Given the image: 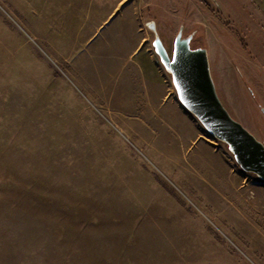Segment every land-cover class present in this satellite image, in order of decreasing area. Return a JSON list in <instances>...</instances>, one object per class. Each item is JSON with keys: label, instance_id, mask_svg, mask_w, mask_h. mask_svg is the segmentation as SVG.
Returning <instances> with one entry per match:
<instances>
[{"label": "rangeland", "instance_id": "374dc122", "mask_svg": "<svg viewBox=\"0 0 264 264\" xmlns=\"http://www.w3.org/2000/svg\"><path fill=\"white\" fill-rule=\"evenodd\" d=\"M148 18L170 54L194 33L223 106L264 141V0H0V264H264V181L216 139L240 188L190 149L195 131L163 122L171 99L133 73L154 61L176 96ZM120 30L146 55L121 51Z\"/></svg>", "mask_w": 264, "mask_h": 264}, {"label": "water", "instance_id": "95a60500", "mask_svg": "<svg viewBox=\"0 0 264 264\" xmlns=\"http://www.w3.org/2000/svg\"><path fill=\"white\" fill-rule=\"evenodd\" d=\"M145 25L153 33V49L171 77L179 103L213 139L226 145L244 172L264 181V141L252 135L223 106L211 76L207 50L203 46L191 48L194 33L183 36L180 27L170 55L154 20Z\"/></svg>", "mask_w": 264, "mask_h": 264}, {"label": "crops", "instance_id": "0c3cea01", "mask_svg": "<svg viewBox=\"0 0 264 264\" xmlns=\"http://www.w3.org/2000/svg\"><path fill=\"white\" fill-rule=\"evenodd\" d=\"M123 17H124V15L121 14L117 18V20L121 22L124 20ZM148 20H153V19L148 18L147 20H145V22ZM156 30H157V28H156ZM113 32H114V30H113ZM134 32L136 34L134 33V36L132 37L133 40L131 42L130 37L127 34H125L124 31L120 30V34H117V36L120 37V40L117 41L116 45H119L121 51L122 50L129 51L130 56L135 55L137 53H142L143 55H146V48L143 47L144 42H145V37L144 36L139 37V34L136 30ZM142 62L143 61L140 60L139 62L137 61L135 63L136 65L134 66V72L133 73L136 74L138 81L143 84L144 92L147 95V98L151 99L152 97H156L159 95L161 98V101H164L165 99H168V100L171 99V102H169L170 103L169 107H167L164 110H160L157 112V114L161 115L160 117L163 119V122L165 121L166 123H168L170 118H171L170 115H172V114L177 116V117L179 116L181 119H183V121H185L186 125H190V127H192V130L195 131L191 134L190 149H193L195 146L198 145V143L201 142L202 146L204 148L209 150L211 153L217 155L223 161L224 164L229 166V170H230L231 174H236V175L238 174V178L240 180V184H239V188H240L241 187V178H242L243 173L236 166V164H234L232 158L229 157L225 146H223V144H220V143L215 142L213 140V138L204 130V128L201 126V124L187 110H185L183 108V106L179 103L176 96H173V94H171L170 92H167L166 88H164L163 92H161L160 90L157 91L158 88L161 89L162 85H163L162 76H161L159 70H156V69H158V66H156V63L154 61H151L152 68H151V70L149 69V71L151 72L150 74L153 73L151 76L149 73L148 74L145 73V67H144V65H142ZM149 71H146V72H149ZM147 75L149 76V78H147ZM226 75L227 74L224 71L223 72L219 71L217 82L219 80L222 83L223 82H232V80H231L232 78H230ZM218 84H220V82H218L216 85H218ZM156 86L158 88H156ZM221 93L224 96L225 100L227 101L229 108H231L232 111L234 112L236 110V108H235L236 105L234 104L233 99H231V98H233L232 94H230L228 92L225 93L224 90H222V89H221ZM234 114H235V112H234ZM254 184H257V183H254ZM254 186L258 187V188L259 187L264 188V186L262 184H257Z\"/></svg>", "mask_w": 264, "mask_h": 264}, {"label": "flooded vegetation", "instance_id": "af4514ba", "mask_svg": "<svg viewBox=\"0 0 264 264\" xmlns=\"http://www.w3.org/2000/svg\"><path fill=\"white\" fill-rule=\"evenodd\" d=\"M169 53V52H168ZM170 54V53H169ZM171 55V54H170Z\"/></svg>", "mask_w": 264, "mask_h": 264}]
</instances>
